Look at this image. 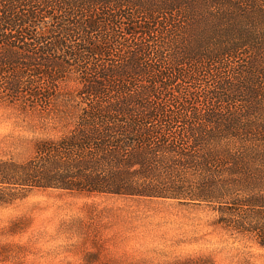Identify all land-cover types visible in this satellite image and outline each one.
<instances>
[{
  "label": "trees",
  "instance_id": "16d2710c",
  "mask_svg": "<svg viewBox=\"0 0 264 264\" xmlns=\"http://www.w3.org/2000/svg\"><path fill=\"white\" fill-rule=\"evenodd\" d=\"M0 99L69 128L14 183L233 204L264 247V0H0Z\"/></svg>",
  "mask_w": 264,
  "mask_h": 264
},
{
  "label": "rangeland",
  "instance_id": "374dc122",
  "mask_svg": "<svg viewBox=\"0 0 264 264\" xmlns=\"http://www.w3.org/2000/svg\"><path fill=\"white\" fill-rule=\"evenodd\" d=\"M53 109L0 99V264H264L233 204L24 186L14 164L69 128Z\"/></svg>",
  "mask_w": 264,
  "mask_h": 264
}]
</instances>
